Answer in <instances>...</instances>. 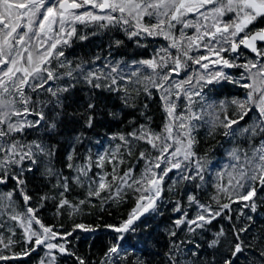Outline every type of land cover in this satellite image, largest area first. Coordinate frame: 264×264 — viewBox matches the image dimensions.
Returning a JSON list of instances; mask_svg holds the SVG:
<instances>
[{"label":"snow or ice","instance_id":"6c2138e0","mask_svg":"<svg viewBox=\"0 0 264 264\" xmlns=\"http://www.w3.org/2000/svg\"><path fill=\"white\" fill-rule=\"evenodd\" d=\"M117 31L138 48L166 43L147 59H116L125 40L112 37L107 55H76L77 42ZM225 83L243 95L214 99ZM157 94L159 131L148 114ZM126 110L130 130L93 156L88 133ZM202 129L231 145L215 171L199 153ZM75 187L86 189L78 203ZM129 193L134 206L104 225L115 235L98 260L69 240L96 227L59 232L40 216L49 201L56 215L79 214ZM165 202L174 216L153 250L137 234ZM33 254L37 264H264V0H0V264Z\"/></svg>","mask_w":264,"mask_h":264},{"label":"trees","instance_id":"16d2710c","mask_svg":"<svg viewBox=\"0 0 264 264\" xmlns=\"http://www.w3.org/2000/svg\"><path fill=\"white\" fill-rule=\"evenodd\" d=\"M191 32V31H189ZM112 38H120L125 40V46H123L119 50H115L113 52V56L116 59L123 58L124 60L130 61L132 59H147L152 53L153 49L163 45L164 42L160 40H151L149 38L145 43L148 44L146 48H138L131 41H127L123 36L122 32H113V33H98L95 36L90 37L88 41L83 43L77 42L74 47V51L76 55H95L100 54L101 56H105L108 53V45L109 39ZM70 52L73 50H69ZM197 54V53H194ZM251 56L250 54H248ZM70 59L73 57L70 56ZM243 57L240 58V62L243 61ZM102 63V62H98ZM193 68V67H192ZM197 68V67H196ZM194 69V68H193ZM191 70V69H190ZM225 71L230 72L234 77L239 76L238 69H225ZM154 91V90H153ZM214 99H223L226 96L232 95H243L241 89L236 88L230 84L225 83L222 88L218 87L214 93L211 94ZM151 108L149 110V115L153 117L152 127L159 131L160 126L163 122V112L159 106L158 94L154 101H150ZM130 110H126L125 114L121 117L124 121L120 123L119 121L115 122H107L102 127H97L94 131L88 133V143L86 144V148L90 149L93 156L97 152H103L105 148H107L110 144L114 143L109 140V136L112 133L116 132H126L130 130V125L128 124L129 119H133V116L129 115L128 112ZM138 122H142V119L138 117V113L135 114ZM217 140L220 143L224 144V147H219L216 141L205 139L204 130L202 129L200 132V144L198 146L199 153L201 156L208 153L210 160L212 161V168L215 171L216 168H219L220 165L225 161V149L229 148L231 145L224 142V138L222 136L217 137ZM132 163H135L133 160ZM127 167V164L121 165V168ZM142 167V165H141ZM106 168L110 170V166L106 165ZM67 171V170H65ZM95 171L99 172V169H95ZM209 183L206 185L203 193L201 195V201L204 203H210L209 196L212 192L211 189V180L212 177L209 175L207 177ZM35 183V181H34ZM171 183V181H169ZM183 185H181V188ZM102 195H106V193H102ZM183 192H177L175 195H170L166 197V201L170 199L173 203L183 198ZM86 197V189L82 187H75L73 193L70 196L74 202H77L81 199H85ZM135 199L132 193H129L124 202L119 205L108 201L105 203V210H101L100 204L101 201L99 199H93L92 203L87 206H82L83 211L79 214L71 213L70 210H63L60 215H56V210L53 207L51 201L47 204V206L41 211L40 216L43 222L46 225L54 226L55 230L59 232H71L74 225L77 223H82L85 225H89L92 227H96L97 230L95 232H82L80 230H76L73 233L72 237H69L71 246L76 250L80 255L89 257L92 260H98L104 251V246L110 242L111 238L115 235L110 230L104 227L105 224H119L123 218H126L128 213L131 211L134 206ZM173 203L165 202L163 207L160 209V212L163 215H156L154 217H148L145 223L148 224V227L145 229L143 225H141V231L137 234L140 239H148L149 246L156 250L155 245H163L166 236L164 230L171 225L172 217L174 213L172 212ZM184 204L186 205V198H184ZM235 207V206H234ZM190 215H195V211L192 208L187 209ZM98 226V227H97ZM151 233V236L148 235ZM184 233H180V238L184 237ZM63 242V241H60ZM133 243L135 242V237L133 238ZM152 242H155L153 244ZM140 247V245H138ZM16 251L20 250L19 245L15 248ZM163 251V248H160ZM40 255H43L41 252ZM38 257L36 254H33L31 259H25L24 261H19L17 264H37ZM60 264H72V261L66 257H61Z\"/></svg>","mask_w":264,"mask_h":264},{"label":"rangeland","instance_id":"374dc122","mask_svg":"<svg viewBox=\"0 0 264 264\" xmlns=\"http://www.w3.org/2000/svg\"><path fill=\"white\" fill-rule=\"evenodd\" d=\"M188 31H192V30H188ZM162 40V39H161ZM163 41V40H162ZM164 42V44L166 43L165 41H163ZM193 68H196V67H198V66H195V65H193L192 66ZM210 67H211V65H210ZM201 71H203L202 69H201ZM38 227V226H37Z\"/></svg>","mask_w":264,"mask_h":264},{"label":"water","instance_id":"95a60500","mask_svg":"<svg viewBox=\"0 0 264 264\" xmlns=\"http://www.w3.org/2000/svg\"><path fill=\"white\" fill-rule=\"evenodd\" d=\"M250 54V53H249ZM252 55V54H251Z\"/></svg>","mask_w":264,"mask_h":264}]
</instances>
